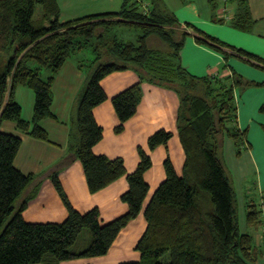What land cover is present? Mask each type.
<instances>
[{
  "label": "trees",
  "instance_id": "trees-1",
  "mask_svg": "<svg viewBox=\"0 0 264 264\" xmlns=\"http://www.w3.org/2000/svg\"><path fill=\"white\" fill-rule=\"evenodd\" d=\"M207 1L214 12L220 1L232 6L227 22L231 27L243 32L253 27L248 0ZM59 10L56 0H0V124L14 121L19 130L47 140L48 132L40 122L53 115L50 106L56 74L78 50L92 51V57L78 63L85 76L71 105L67 155L48 172L22 173L14 165L21 138L0 130V264H60L75 257L106 254L121 228L142 210L149 190L144 172L152 165L147 151L138 147L139 163L130 173L121 157L92 152L103 133L93 108L107 98L100 80L126 69L137 73L138 82L111 98L119 118L115 132H122L124 123L135 114L143 82L166 87L179 98L176 130L185 157L179 176L169 157L165 158V179L144 208L147 226L135 244L141 258L119 264H256L264 249L263 196L255 190L256 196L246 203L248 231H239L236 194L220 151L225 135L238 156L251 146L248 129L238 125L234 93L264 86V81L255 82L232 69L222 76L194 75L183 67L180 49L190 36L196 44L222 54L224 66L234 56L264 71V58L189 23L181 26L163 0L143 5L140 0H123L117 11L65 22L60 21ZM218 17L212 20L224 21ZM124 27L135 32V37H123ZM21 85L35 94L30 120L21 117L15 97ZM258 111L264 114V103ZM260 127L264 130V125ZM171 136L165 129L155 131L148 137L149 149L165 144ZM75 159L83 165L91 192L126 176L129 188L120 196L128 206L125 213L101 223L97 207L85 213L72 207L59 171ZM48 176L67 216L60 222L25 221L22 212L28 200ZM262 228V243L257 244L253 233Z\"/></svg>",
  "mask_w": 264,
  "mask_h": 264
},
{
  "label": "crops",
  "instance_id": "crops-1",
  "mask_svg": "<svg viewBox=\"0 0 264 264\" xmlns=\"http://www.w3.org/2000/svg\"><path fill=\"white\" fill-rule=\"evenodd\" d=\"M56 2L59 5L61 22L88 14L117 11L123 3H118L119 6L115 4L112 6L115 8L106 10L103 7L97 8L96 0H56ZM163 2L166 9L175 16L181 26L185 27V23H189L232 46L240 47L264 58V0H248L254 25L251 30L244 32L227 23L232 15V6L221 1L215 12L207 0H163ZM220 15L224 18L223 22L218 23L212 20L213 18L218 19ZM121 32L125 38L135 37V32L128 27L121 29ZM180 50V61H182L183 67L194 75L222 76L231 74L230 69H232L255 82L264 81V71L256 70L235 57L228 60L224 66L225 61L222 54L210 47L196 44L192 37H185V42ZM79 52L81 51L72 54L75 57L67 58L52 83L53 101L50 108L53 115L47 116L40 122L43 129L48 132L47 140L33 137L28 132L19 130L14 121L3 120L0 124V130L16 134L21 138V146L15 155L14 165L24 174L36 175L48 172L53 165L67 155L71 105L85 76L84 71L78 68L79 61L84 58L83 55L78 58ZM100 82L107 98L93 108V116L103 129V133L101 139L92 147V152L107 155L110 158L121 157L126 171L130 173L139 163L137 149L142 147L150 155L152 162L151 167L144 172L149 190L140 213L121 228L106 254L75 257V259L64 260L60 264H119L122 261L139 260L140 252L136 249L135 244L144 234L147 226L144 208L150 201L154 190L159 186L158 184L165 179V158L169 157L178 176L182 173L185 155H183L176 130L175 118L179 102L177 95L166 87L143 82V94L135 114L124 123V130L116 133L114 127L119 123V118L115 113L111 98L127 86L138 82V75L132 69L114 71L104 76ZM234 94L240 129L253 130L257 133L264 132L260 127L264 125V114L258 111L261 104L264 103V86L248 87L242 91L236 89ZM34 96V91L24 85L16 88L15 97L22 109L21 117L25 120H30L32 117ZM1 100L0 97V105ZM160 129L170 131L172 136L165 144L158 145L151 150L148 146V137ZM260 137L263 140L262 145L255 147V152H253V145V148L245 153H248V162L256 175L257 189H255L260 197L263 196V199H260L262 210H264V134H261ZM249 142L251 144L250 140ZM242 164L239 165L240 174L236 175L234 172L238 180L244 175V164ZM59 178L72 207L82 213L97 207L100 211L101 223H107L127 211V203L120 198L121 194L129 188L126 176H121L108 183L104 188L91 192L87 185L83 165L80 160L75 159L60 169ZM22 214L24 220L30 222H60L67 216L66 206L49 176L44 177L41 181L37 192L28 200ZM253 234L256 243L261 244V232ZM259 261L264 264V249Z\"/></svg>",
  "mask_w": 264,
  "mask_h": 264
},
{
  "label": "rangeland",
  "instance_id": "rangeland-1",
  "mask_svg": "<svg viewBox=\"0 0 264 264\" xmlns=\"http://www.w3.org/2000/svg\"><path fill=\"white\" fill-rule=\"evenodd\" d=\"M140 1H141L142 5L146 4V3H150V0H140ZM120 2H123V1H121V0H96V7L97 8L103 7V9L109 10L111 8H115V7H112L113 5L118 4V3L121 4ZM220 3L221 2H219V5H220ZM119 4L117 6H119ZM210 7H211V4H210ZM39 8L40 7L38 6L36 13L39 12ZM116 8H118V7H116ZM36 15H38V14H36ZM124 28H126V27H124ZM90 49L85 48V49L78 50V51H81L78 53V58H80V55H83L84 58L92 57V51H90ZM72 57H75V56L72 55ZM232 58H234V56L230 57L229 60ZM261 134H264V132L259 131L257 133V132H254L253 130L252 131L248 130L247 139L251 141V145H252L249 147V149L250 148L252 149L253 145H254L253 152H255V149H256L255 147H258L259 145L261 146L263 143V140L260 137ZM222 142H223V144L221 146V151H220L221 156H222V162H223V165L225 166V170L227 171L229 176H231V178H232V186H233V188L235 190V194H236L235 200H236L237 211H238L239 231L246 232V231H248V227L245 223L246 203L251 200V197L256 196V192H255V190L257 189L256 184H255L256 175L252 171L251 164L248 162L249 155H248V153H245L249 149L242 151L243 153L238 156V155H236V153L234 151L233 142L231 141V139L229 137H227L225 135ZM242 163L244 164V175H243V177H241L238 180V177L234 175V172L236 175L240 174L239 165H241ZM262 230H263V228L259 232H262ZM256 235H258V234L256 233ZM259 260L257 261L256 264L261 263V261H259Z\"/></svg>",
  "mask_w": 264,
  "mask_h": 264
},
{
  "label": "built area",
  "instance_id": "built-area-1",
  "mask_svg": "<svg viewBox=\"0 0 264 264\" xmlns=\"http://www.w3.org/2000/svg\"><path fill=\"white\" fill-rule=\"evenodd\" d=\"M144 9H145V6H144Z\"/></svg>",
  "mask_w": 264,
  "mask_h": 264
}]
</instances>
